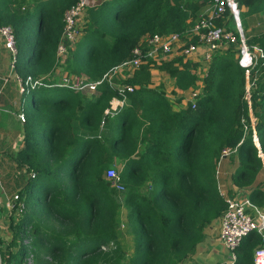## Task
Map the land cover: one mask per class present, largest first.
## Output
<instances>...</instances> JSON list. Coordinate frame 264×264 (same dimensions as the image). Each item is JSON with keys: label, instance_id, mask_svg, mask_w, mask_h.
Instances as JSON below:
<instances>
[{"label": "trees", "instance_id": "obj_1", "mask_svg": "<svg viewBox=\"0 0 264 264\" xmlns=\"http://www.w3.org/2000/svg\"><path fill=\"white\" fill-rule=\"evenodd\" d=\"M77 1L0 0V24L11 26L16 34V74L36 78L54 69L64 13ZM214 2L107 1L89 10L86 34L69 55L65 70L97 80L131 58L145 35H185ZM241 4L250 14H264V0ZM242 23L247 30L246 20ZM246 30L247 45L264 51V22L253 35ZM239 52L232 47L215 53L196 108L189 104L179 112L173 111L162 90L150 86L153 69L175 78L181 90L195 86L198 78L192 71L198 65L182 57L155 67L149 62L136 70L128 83L138 89L127 95L126 105L113 116L106 111L119 95L109 85L92 99L61 87L32 92L25 124L27 145L19 160L36 177L24 182L21 197L30 205L35 192H44L47 205L38 213L52 214L77 229L74 240H66L61 231L57 239L36 225L27 231L23 223L15 225L12 241L0 240V264H23L27 248L21 242L32 236V247L42 259L46 258L42 254L65 253L69 264H112L114 255L119 264V251L105 253L101 247L119 240L121 205L135 242L129 264H182L196 253L206 228L226 210L217 179L218 165L227 159L221 157L225 148L236 149L232 161L238 158L240 164L233 183L248 192L253 205L263 208L264 181L259 175L264 173V160L254 128L264 154V60L247 74L239 66ZM114 160L124 163L121 193L105 176ZM28 216L36 218L34 213ZM85 226L90 228L88 236ZM260 242L256 233L246 237L236 264H254Z\"/></svg>", "mask_w": 264, "mask_h": 264}, {"label": "built area", "instance_id": "obj_2", "mask_svg": "<svg viewBox=\"0 0 264 264\" xmlns=\"http://www.w3.org/2000/svg\"><path fill=\"white\" fill-rule=\"evenodd\" d=\"M101 0H78L66 10L63 17L64 29L57 48V63L54 69L47 75L41 77L28 76L22 78L15 72L17 62V41L14 29L9 25L0 24V39L4 47L11 54V72L21 95H28L39 88L61 87L79 93L86 97L94 98L100 95V88L109 85L119 96L114 97L122 101V106L127 103V95L134 93L138 87L128 83L136 70L141 66L152 63V66H160L168 61L171 56L182 57L185 61L194 58L202 51L204 67L203 78L208 76V68L215 53L235 47L238 49L239 66L247 71L254 69L260 60H264V51L259 46H248L246 43L245 30L242 23L243 0H215L207 8L196 23L185 35L179 33L145 35L138 46L132 51V56L120 65L112 68L97 80H91L86 76L71 74L65 70L66 62L83 35V20L87 17L89 10L96 9ZM233 24V27H232ZM196 40V42H194ZM155 65V66H154ZM56 76H60L59 79ZM204 79V80H205ZM204 89L203 82L198 79L195 87L190 90L188 102L196 108ZM250 86L247 91H249ZM248 99L250 95L248 94ZM113 98V99H114ZM3 110L0 108V113ZM117 109L111 106L106 111L107 116H113ZM118 113V112H117ZM116 113V114H117ZM253 126L255 118L250 113ZM19 120L25 123L24 113L19 114ZM102 123L101 128L104 127ZM254 141L261 151V145L254 128ZM236 152V149L225 148L222 151V159L228 158ZM261 156V155H260ZM264 160V156H261ZM220 164V163H219ZM28 177L34 179V171L27 172ZM106 180L111 188L118 192L125 191L122 183L121 171L114 168L106 172ZM221 190V189H220ZM226 202V210L219 220V244L227 253L226 258L220 264H236L238 260L237 250L246 237L256 233L260 237V245L254 252V264H264V210L257 208L248 198H237L221 191ZM27 205L21 194L6 197L2 205L5 216H18L26 212ZM114 246L113 242L110 243ZM102 250H107L102 246ZM190 258L184 264H189Z\"/></svg>", "mask_w": 264, "mask_h": 264}, {"label": "crops", "instance_id": "obj_3", "mask_svg": "<svg viewBox=\"0 0 264 264\" xmlns=\"http://www.w3.org/2000/svg\"><path fill=\"white\" fill-rule=\"evenodd\" d=\"M104 1L106 0H101V4ZM243 12L247 15L245 20L248 26L247 30L244 26L245 30L249 35H253L254 31L257 30L258 27L261 26V23L264 22V14H250L248 13V8L245 6L243 7ZM230 48L232 47L219 52H227ZM175 58L177 57L171 56L168 61ZM189 61L198 65V68L193 70L192 73L204 84L205 77L203 78V72L206 70L203 68L204 61L202 51ZM10 65L11 54L4 47V44L0 39V108L3 110L0 113V212L2 211V205L5 198L12 197L17 193L21 194L22 189L24 188V182L29 178L27 174L29 166L25 164L21 166L19 157L20 153L26 149L27 131L25 124L27 121V115L30 114L31 109L26 113L24 108L25 95H21L19 93ZM205 66L209 71L210 65L208 64ZM56 77L58 78H55V81H57L56 79H59L60 76ZM150 87L151 89L159 91L162 90L165 93V97L170 102L173 111L179 112L188 108V96L190 94V90H192L195 86L188 90H181L177 88L175 78H172L167 73L160 71L159 69H153L152 84ZM88 98L92 99L90 97ZM111 106L119 112L125 105L121 107L122 101L114 98L111 101ZM21 113H24L25 115V123L19 120V114ZM228 159L229 158L221 160L219 164L223 171L228 169ZM113 164L120 165L122 167V172L124 168L123 162L114 160ZM224 178L226 180L227 175L224 174ZM219 187L222 192H225L221 186ZM223 187L226 189L225 185ZM232 192V195L237 196V198H248V192L245 190L234 189ZM1 224L2 223L0 222V230H2ZM216 233L217 236L214 237ZM218 236L219 228L212 236L207 235L203 242L198 246L196 253L190 258L189 264H220L226 258L227 253L220 246Z\"/></svg>", "mask_w": 264, "mask_h": 264}, {"label": "rangeland", "instance_id": "obj_4", "mask_svg": "<svg viewBox=\"0 0 264 264\" xmlns=\"http://www.w3.org/2000/svg\"><path fill=\"white\" fill-rule=\"evenodd\" d=\"M33 1V0H31ZM107 1L110 0H106L103 3H106ZM101 4V5H102ZM101 5H99L97 8H99ZM96 8V9H97ZM207 12V9L205 10V12L203 14H205ZM245 17H247V15H245V13L243 12L242 14V19L245 22ZM84 21H86L85 27L86 25L89 23V21H91V17H89L87 19V17H85V19L83 20V26H84ZM88 21V23H87ZM118 26L122 25V21H119L118 23H116ZM84 27V30H85ZM233 27V24H232ZM45 28V26H44ZM83 30V35L82 37L85 36V31ZM245 34V33H244ZM81 37V38H82ZM24 108L26 110V113L30 111L31 109V96L30 94L25 95L24 98ZM260 155L264 156V154L262 153V151H260ZM232 156V155H231ZM229 156L228 158V169H226V171L222 170V168L218 165V171H217V179L219 182V186L222 187V189L227 192L230 193L229 195H232L233 192L232 190L234 189H239L238 187L235 186V184L233 183L232 180V176L233 174L236 172V170L238 169V167L240 166L238 158H234L235 162L232 161V157ZM234 156V155H233ZM111 168L116 169L118 172L121 171V166L117 165V164H113L111 165ZM110 168V169H111ZM221 173V175H220ZM224 174L227 175V178L225 180L224 178ZM259 180L264 181V173L259 175ZM225 188L224 189V186ZM44 192L42 191H38L35 192L34 194V200H31V204H27V209L26 212L23 213L22 215H18V216H5L3 214V211L0 212V222L1 224V228L2 230H0V240L5 241L6 244L10 243L14 237V226L18 225V224H22L23 223V229L24 230H30V228L33 225H36L37 230L40 229V232H48V234H52L53 237H57L60 238L61 233L63 234L64 238L66 240H74L75 238V225L74 224H68L67 222H62L61 223V219L57 218L56 216L52 215V214H41L38 213V211L45 207L47 204H43L44 203ZM33 202H36L37 205H34ZM258 208V207H257ZM261 210H264L263 208H259ZM28 213V214H26ZM31 213L35 214L34 219H30V215ZM118 219H119V223H118V233H119V240L118 242L114 241L113 244L114 246H110L111 244H105L103 246L106 247V251L101 250L105 253H109V252H113V251H119L122 254V258L120 260L119 264H129L130 258L134 252V238L133 236L129 233L130 228H129V223H128V218H127V212L126 210L123 208V206L121 205L118 208ZM31 226V227H30ZM61 226H63V228H61ZM219 228V220L215 223H213L212 225L208 226L205 230L206 236H212L213 233H215L217 231V229ZM77 229V227H76ZM53 231V233H51ZM61 231V233H60ZM67 232H71V235H66ZM86 236L90 235V228L85 226V233ZM127 234V236H126ZM126 238H125V236ZM71 236V237H70ZM205 236V237H206ZM217 236V233L214 235V237ZM32 242H33V236L31 238L29 237H24L22 242H21V246L27 248L26 253L22 259L23 264H45L44 261H48V264H69L72 263L69 258L67 257L68 254L62 253V254H57L55 256L51 255V254H42L40 256H44L46 257L45 259L39 258V254L36 253L34 247H32ZM34 243V242H33ZM119 249V250H118ZM17 250H15L16 252ZM38 255V256H37ZM111 256V255H110ZM112 260L111 263H114V258L115 256H111ZM78 262L81 261L80 257L76 258ZM189 257H186L183 260V263H186L188 261Z\"/></svg>", "mask_w": 264, "mask_h": 264}, {"label": "water", "instance_id": "obj_5", "mask_svg": "<svg viewBox=\"0 0 264 264\" xmlns=\"http://www.w3.org/2000/svg\"><path fill=\"white\" fill-rule=\"evenodd\" d=\"M261 157V156H260Z\"/></svg>", "mask_w": 264, "mask_h": 264}]
</instances>
